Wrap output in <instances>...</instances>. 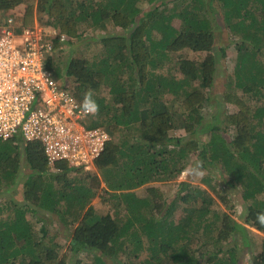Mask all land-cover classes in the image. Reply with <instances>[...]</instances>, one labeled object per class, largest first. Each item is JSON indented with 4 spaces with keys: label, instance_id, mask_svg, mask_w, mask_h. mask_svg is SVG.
<instances>
[{
    "label": "trees",
    "instance_id": "obj_1",
    "mask_svg": "<svg viewBox=\"0 0 264 264\" xmlns=\"http://www.w3.org/2000/svg\"><path fill=\"white\" fill-rule=\"evenodd\" d=\"M20 6L16 30H55L45 68L79 107L91 91L100 112L88 125L108 139L95 160L100 178L65 162L50 166L36 143L0 141V193L19 188V200L0 205L11 214L0 221V264L67 263L57 234L33 232L41 215L70 235L68 250L92 254L93 264H122L119 254L128 261L145 255V264H239L244 249L250 264H264V237L224 215L237 213L234 197L242 223L264 234L255 219L264 213V0H0V14ZM215 29L238 39L226 46L236 50L233 77L216 98L234 108L223 115L227 138L203 121L217 86ZM84 35L98 47L88 58L55 57ZM188 51L206 55L195 61ZM204 131L208 139L200 141ZM196 159L216 175L202 177L205 190L178 183L183 193L160 215L163 194L148 185L177 182ZM137 188L140 197L130 192ZM94 196L106 210L88 206ZM207 245L211 251L201 249Z\"/></svg>",
    "mask_w": 264,
    "mask_h": 264
},
{
    "label": "built area",
    "instance_id": "obj_2",
    "mask_svg": "<svg viewBox=\"0 0 264 264\" xmlns=\"http://www.w3.org/2000/svg\"><path fill=\"white\" fill-rule=\"evenodd\" d=\"M55 38L51 28L16 30L12 15L0 19V141L36 143L50 166L65 162L72 170L91 173L108 134L88 125L91 115L83 114L45 68Z\"/></svg>",
    "mask_w": 264,
    "mask_h": 264
},
{
    "label": "rangeland",
    "instance_id": "obj_3",
    "mask_svg": "<svg viewBox=\"0 0 264 264\" xmlns=\"http://www.w3.org/2000/svg\"><path fill=\"white\" fill-rule=\"evenodd\" d=\"M146 7L147 6H145L143 8L147 9ZM19 11H22V6L16 8V10H13L11 12L8 11L2 15L0 14V19L2 17H4L5 14H10V15L15 17V15H17V13H19ZM171 26H173L174 28L177 29L178 28V21L173 20L171 22ZM216 33H219L218 29H215V34ZM237 41H238V39L231 37L230 34H227L224 31L220 32L219 37H217L216 45L213 49L215 51L214 55L217 58V67H218V74L216 76L217 86H216V88H214L212 90L213 98L210 101L211 105H210V108L204 112V119H203V121H206L207 123L212 122V124L217 126L218 129L220 130L219 133L222 132L224 134L223 135L224 138H227V137H226L225 132L223 131L224 130V125H223L224 116L223 115H225V112H230L234 108L232 106H226V107L222 108L218 104V102L216 101V98L220 99L222 97L223 93L226 92V90H227V86L229 85V83H228L229 78L233 77L232 72L234 69V67H233L234 62H233V59L231 57H232V55L236 54V50H234L235 48L234 49H232V48L228 49V48H226V46L229 42H231L233 45H236ZM87 42H88V38L85 35H84V37L80 36L79 39L72 40V44H64L62 49H60V51L55 52V57L62 58V62L66 61L67 59L72 58V57L81 58V57L85 56L88 58L92 52L97 51L98 47L96 45H93V44L88 47V45L86 44ZM253 48H255V50H256L255 44H253ZM220 49H223L222 50L223 52L220 51ZM88 51H90V54ZM187 53H188L187 56H189L190 58H193L195 61H201L204 58V56L206 55L205 52L188 51ZM255 61L258 62L257 59ZM240 73H242V72H240ZM193 83H197V82H193ZM165 99L167 101H170L172 99V96L168 95V96H166ZM178 132L182 133L181 131H178ZM173 136L175 137L176 134H174ZM179 136L181 137V134ZM208 136H209V133L206 131L201 132L198 135V137L200 138V141H203V140L206 141L208 139ZM185 137H186V134L183 136V138H185ZM196 161H197V159L194 160L191 165L195 164ZM203 170L205 171V175H206V173L208 174V171L211 172L210 175H213V176L216 175V173L214 172V169L210 170L208 168L203 167ZM24 172L28 173L27 170H25ZM96 174H97L98 178H100V173L96 172ZM69 177H71V176L69 175ZM201 179L202 178H200V177H189L187 179H182L180 177L178 179V181L175 183H157V182H154L151 185H148V186H152L153 188H157V190H158L157 194H160L159 192H162L160 195L163 194L162 196L164 198V200H163L164 201V203H163L164 207L162 209V212H159L160 215H163V212H164L163 210H164L165 206L167 205L168 200H172L173 198H175V196L177 194L183 193V187L180 188L179 184H182L183 182H189V183H192L194 186H196L199 189L200 188L204 189L203 188L204 183L202 182ZM102 185H104V184L101 181V186ZM3 189H5V188L3 187L0 190H3ZM138 189L139 188L134 189L130 192H133L137 197H140L143 195L144 189L143 188H141L142 190H138ZM18 191H19V188L16 186V187L10 188L6 192L0 193V205L4 204L5 198L17 200L18 196L16 194L18 193ZM206 194H208L211 198L215 197L214 194L210 193L209 191ZM216 202L217 201H215V203ZM232 204L234 205V207L238 206V203L235 201L234 197H232ZM88 206H94V207L96 206V209L98 211L106 210V205L104 204L101 196H94V198L91 201H89ZM118 211L121 214L120 215L121 218L123 216H126L123 208L120 207V209H118ZM235 212H236V209H235ZM41 213L42 212H40V215H41ZM176 213L177 212L171 213L170 218L175 219L178 216ZM241 213H242L241 211L240 212L237 211V213H235V215L233 213V214H230V216H228V213L225 212L224 215H227V217H229V220L234 222V224H239V225L244 227L245 225L242 223L243 214H241ZM10 216H11V214L9 211H6L4 209H3V211L0 210V221H3V219L9 218ZM25 217L30 218L28 216V214H25ZM40 218H42V220L36 221L37 228L33 227L32 228L33 232L35 233L37 238L41 237V233H42L43 229L45 231L51 232L52 234H57V236H58L57 241L59 242V245L61 246L60 255L65 253V252L67 253V263L66 264H75V263L93 264V255L92 254L83 253V252L73 253L70 250H68V245H69V240H70L69 236L70 235L67 232H65L64 230L59 228V226L57 224L53 223L52 221H49L46 217H43L41 215ZM246 231H248V232L253 231L256 233V231H254V229H252V228L246 229ZM257 234H259L258 235L259 237H261V236L264 237V234L261 232L257 231ZM64 237H66V239ZM231 244H233V240L231 241L229 246H231ZM201 249L211 251L212 246L207 245L205 247H201ZM245 251H246L245 249L240 251V255H239V259H240L239 261L240 262H239V264H250V258H248V257H251V254L248 252L246 255V253H244ZM118 258L122 264H145L144 261L146 259L145 255H141L138 258H133V259L128 261L124 256H120V254H119ZM110 263L111 264H117V261H110ZM23 264H26V262Z\"/></svg>",
    "mask_w": 264,
    "mask_h": 264
},
{
    "label": "clouds",
    "instance_id": "obj_4",
    "mask_svg": "<svg viewBox=\"0 0 264 264\" xmlns=\"http://www.w3.org/2000/svg\"><path fill=\"white\" fill-rule=\"evenodd\" d=\"M80 107L82 109L83 114L86 116L88 115L97 116L100 112V105L93 98L91 91L85 94L84 100ZM95 165H96V161H95ZM96 172H97V167L91 173H96ZM71 173L74 175H77L75 172H71ZM91 173H81V174H91ZM204 175H205V171L203 170L202 162L197 161L195 164L189 165L188 167L184 168V170L181 173V178L182 179H187L189 177L202 178ZM243 211L244 210L242 209L241 210L242 214H243ZM255 219L258 224H260L261 226H264V213H257Z\"/></svg>",
    "mask_w": 264,
    "mask_h": 264
},
{
    "label": "crops",
    "instance_id": "obj_5",
    "mask_svg": "<svg viewBox=\"0 0 264 264\" xmlns=\"http://www.w3.org/2000/svg\"><path fill=\"white\" fill-rule=\"evenodd\" d=\"M235 209H236V212H237V211H238V206H236ZM243 228H244V229H245V228H246V229H249V228H251V227L245 225ZM254 231H255V230H254ZM252 232H253V231H252ZM254 233H255V232H254ZM256 233H257V231H256ZM258 235H259V234H258Z\"/></svg>",
    "mask_w": 264,
    "mask_h": 264
}]
</instances>
